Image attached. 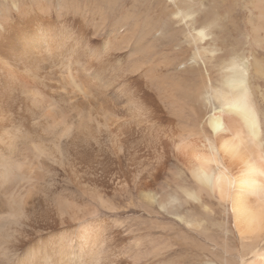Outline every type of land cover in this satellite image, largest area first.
I'll return each mask as SVG.
<instances>
[{
    "label": "bare ground",
    "instance_id": "bare-ground-1",
    "mask_svg": "<svg viewBox=\"0 0 264 264\" xmlns=\"http://www.w3.org/2000/svg\"><path fill=\"white\" fill-rule=\"evenodd\" d=\"M53 1L0 0V264H264V0L228 54Z\"/></svg>",
    "mask_w": 264,
    "mask_h": 264
},
{
    "label": "rangeland",
    "instance_id": "rangeland-1",
    "mask_svg": "<svg viewBox=\"0 0 264 264\" xmlns=\"http://www.w3.org/2000/svg\"><path fill=\"white\" fill-rule=\"evenodd\" d=\"M131 2L132 0H125L129 7ZM143 3L146 13L159 20L160 32L170 19L174 21L173 24L178 25L175 32L177 37L182 36L181 31L183 30V25L163 10L164 6L172 13L192 11L195 14V30L203 29L208 34L213 33V36L216 37V44L223 54H228L231 50L238 52L244 48L250 52L255 51L251 24H249L252 0H176L169 4H165V0H143ZM90 6L93 7L92 4ZM155 11L158 13L155 14ZM33 12L34 10L29 14ZM216 17L220 20L218 26L214 24ZM165 41L163 40L164 43ZM165 48H167L164 50L165 52L171 50L168 47ZM182 52L192 53L193 48L182 47ZM214 63H219V60Z\"/></svg>",
    "mask_w": 264,
    "mask_h": 264
}]
</instances>
